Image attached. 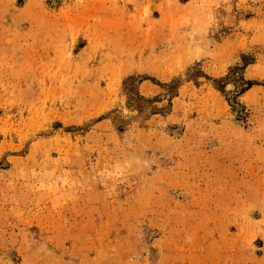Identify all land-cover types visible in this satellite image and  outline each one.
Wrapping results in <instances>:
<instances>
[{
	"label": "rangeland",
	"instance_id": "rangeland-1",
	"mask_svg": "<svg viewBox=\"0 0 264 264\" xmlns=\"http://www.w3.org/2000/svg\"><path fill=\"white\" fill-rule=\"evenodd\" d=\"M0 264H264V0H0Z\"/></svg>",
	"mask_w": 264,
	"mask_h": 264
},
{
	"label": "trees",
	"instance_id": "trees-1",
	"mask_svg": "<svg viewBox=\"0 0 264 264\" xmlns=\"http://www.w3.org/2000/svg\"><path fill=\"white\" fill-rule=\"evenodd\" d=\"M182 2H185V1H187V0H181ZM245 85H246V89H248L249 87H250V84H247V83H245Z\"/></svg>",
	"mask_w": 264,
	"mask_h": 264
}]
</instances>
